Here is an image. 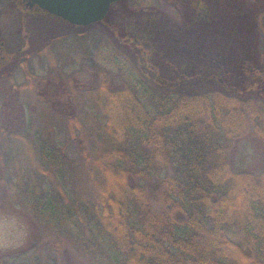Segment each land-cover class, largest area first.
Returning <instances> with one entry per match:
<instances>
[{"label":"trees","instance_id":"trees-1","mask_svg":"<svg viewBox=\"0 0 264 264\" xmlns=\"http://www.w3.org/2000/svg\"><path fill=\"white\" fill-rule=\"evenodd\" d=\"M239 17L248 33L264 29L260 6ZM238 46L199 60L188 81L133 49L157 87L152 105L137 92L144 80L114 89L105 78L74 115L36 112L30 98L43 111L50 103L28 57L18 59L22 83L2 73L0 194L30 219L27 247L82 264H264V168L233 159L249 130L264 141V51Z\"/></svg>","mask_w":264,"mask_h":264},{"label":"rangeland","instance_id":"rangeland-1","mask_svg":"<svg viewBox=\"0 0 264 264\" xmlns=\"http://www.w3.org/2000/svg\"><path fill=\"white\" fill-rule=\"evenodd\" d=\"M145 1L143 0L144 4L139 5L138 0H123L112 5L111 14L108 17V22L114 26V32H112L103 24L91 25L84 29L74 28L54 16L35 10L28 12L26 17H20L21 12L16 9L17 0H0V42L3 43L0 51V83L4 84L1 74L8 72L12 74L17 83L23 82L18 59L26 56L33 72L40 79L45 80V85L41 87L50 103L47 111L42 110V104L37 103L34 98H30L31 105L36 108V112H40L39 115H43V112H48L50 115L58 114L62 105L69 107L70 111L67 114L69 112L72 115L77 114L84 108L87 110L89 99L83 93L92 87H97L105 78H108L109 86L114 89L123 87L125 84H134L140 79L144 80L143 82L147 84L146 92L141 88L138 89L139 91L136 90L141 94L142 97H140L151 106L154 100L149 97V93L153 92V89L157 90V87L150 79L144 77L138 69L136 55L132 54L133 48L126 47L124 43L126 41L128 44L125 36L129 31L136 33L139 29L146 32L150 28L155 30L153 22L149 21L151 18L159 19V17H154L159 13L162 15L159 20L162 22L166 20L161 26L162 30L163 26L170 29L171 20L177 21L178 29L181 31L186 30L184 22L189 25V31L183 38L185 48L189 51L193 49V56L197 51H204V61H207L209 57H215V53L232 55L234 51L239 52V43L242 46H247L245 52L251 49L253 56L255 53L264 51V29L262 26L252 33H248V23L242 22L238 27V22L241 20L240 12L255 7L258 9L259 6L264 8V1L252 6L247 4L245 9L237 8L235 0H175L177 3L172 0ZM185 3L188 5L185 7H188L190 16L191 13H194L195 8L201 11L203 3L207 6L209 17L208 23L203 29L204 32L201 28V17L196 22L192 17L189 19L187 17H168V15L173 16V13L177 12L174 4H178V8L181 9L184 8L183 4ZM145 13L151 14L153 17H147ZM178 14L181 12H177ZM213 21L211 26L210 22ZM230 28L234 29L229 31ZM221 32L224 34V38L221 37ZM147 36L151 49H154L153 53L163 55V58H160L165 61L164 58H168L170 55L168 44L158 45L150 33H147ZM11 55L12 59L9 58ZM193 59L197 61L194 64L197 66L199 58L193 57ZM168 62L167 70H163L164 72H159V74L162 75L169 69L170 72L177 71L182 64L184 65L185 59L180 57L176 60L169 59ZM103 73L107 74L103 75ZM2 97L0 91V114ZM7 114L9 117L6 120L9 121L12 119L10 117L12 113ZM87 127L89 134L93 129L91 125ZM233 159L239 170L253 172L262 170L264 168L263 139L254 136L249 130L239 140ZM152 198L154 199V197ZM0 199L3 202L0 206V241L5 239L14 241L21 231V223L27 225L28 231L27 239L22 244L9 243L5 246L0 243V264L83 263L76 254H69L65 257L41 245L33 248L27 247L30 233L34 228L30 219L26 214L15 212L9 201H3L1 194Z\"/></svg>","mask_w":264,"mask_h":264},{"label":"flooded vegetation","instance_id":"flooded-vegetation-1","mask_svg":"<svg viewBox=\"0 0 264 264\" xmlns=\"http://www.w3.org/2000/svg\"><path fill=\"white\" fill-rule=\"evenodd\" d=\"M138 1L139 2H137V3H139V5H142V4H144V2H146L145 0H144V2H143V0H138ZM172 1L177 3L175 0H172ZM23 4H24V7H23L24 9L22 8L21 13H20L21 14L20 17H26L28 12L34 11V10L38 11L40 13H44V14L49 15V16H54V15H50L44 11L39 10L36 6L29 8V7H27L26 2H24V1H23ZM134 5H135V2H134ZM186 5H187L186 3L183 4L184 8L180 9V8H178V4H174V6H175L174 8H176V11L181 12V14L177 15V12H175V13H173V16L168 15V17H170V16L171 17H187V19H189V17H192L194 22L198 21L199 17H201V19H202V27L201 28H202V32H204L203 29H204V27H206V25L208 23V17H209L207 6L203 3L202 9H200L201 11H198L199 9L195 8L194 13L193 14L191 13V16H190L188 13V10H189L188 7H185ZM110 14H111V8H110L107 16L105 17V19L99 23H96V24H101V25L103 24L104 26L109 28V30L114 32L113 24L108 22V17L110 16ZM145 14L147 17H153V16H151V14H148V13H145ZM154 17H159V19H160V17H162V15H161V13H159V14L155 15ZM164 17H166V16H164ZM54 18L62 20L61 18H58L56 16H54ZM159 19L151 18V21L148 20L150 23L153 22V26L156 28L155 30L150 28L147 32L143 29H139L138 31H136V33H135V31H129V33L127 32V35L125 36V40H127L128 44L126 43V41L124 44H126V47H128V48L138 49L142 55L141 57H142V61L144 64L148 63V61H151L153 59L157 62V60H159V58L162 57L163 55L160 56L159 53H153V51L151 49L149 37L147 36V33H150V35H152V37L155 38L156 43L158 45H160V44L163 45L165 43L168 44V46L170 48V51H169L170 55L168 58L170 60H172V59L176 60L180 57H184L185 63H184V65L182 64L180 66V68L177 69V73L179 71L180 75H183V77H185L184 79L186 81L191 80L192 77L190 74V70H192L195 67L194 64L197 63V61H195L193 59V57L196 56L199 58V60H201L202 62H205L204 61V58H205L204 51H197L196 53H194V56H193V54H192L193 49H191V51H189L185 48V41L183 38L185 37V35L189 31V25L185 24L186 22H184V27L186 30H182V31L179 30L178 26H177L178 25L177 21H173V20L170 21L171 26H170L169 30L167 28H165L166 26H163L164 28L162 30L161 26L163 23H165L166 20H163V22H162ZM62 21L65 22L66 24L74 27V28H80L79 26H73L64 20H62ZM167 23H168V21H167ZM93 25H95V24H93ZM129 26H131V25H129ZM144 27H145V25H144ZM135 30H137V29H135ZM162 37H164V38H162ZM161 39H162V43H161ZM0 44H2L0 47V51H1L2 47H3V43L0 42ZM168 58H164V60L166 62H168L169 61ZM173 70H175V69H173Z\"/></svg>","mask_w":264,"mask_h":264},{"label":"water","instance_id":"water-1","mask_svg":"<svg viewBox=\"0 0 264 264\" xmlns=\"http://www.w3.org/2000/svg\"><path fill=\"white\" fill-rule=\"evenodd\" d=\"M27 7L54 15L73 26L88 27L105 19L111 6L122 0H23ZM2 44H0L1 47Z\"/></svg>","mask_w":264,"mask_h":264},{"label":"clouds","instance_id":"clouds-1","mask_svg":"<svg viewBox=\"0 0 264 264\" xmlns=\"http://www.w3.org/2000/svg\"><path fill=\"white\" fill-rule=\"evenodd\" d=\"M28 231L27 225L21 223V231L18 233L17 238L14 241H9L7 239L0 241V243L7 246L9 243L22 244L27 239Z\"/></svg>","mask_w":264,"mask_h":264}]
</instances>
